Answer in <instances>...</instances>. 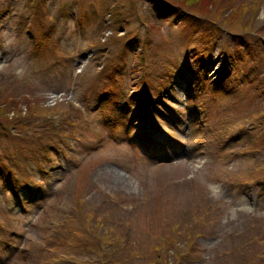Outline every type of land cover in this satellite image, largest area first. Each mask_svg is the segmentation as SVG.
Here are the masks:
<instances>
[{"label": "rangeland", "instance_id": "1", "mask_svg": "<svg viewBox=\"0 0 264 264\" xmlns=\"http://www.w3.org/2000/svg\"><path fill=\"white\" fill-rule=\"evenodd\" d=\"M229 2L0 0V264H264V0Z\"/></svg>", "mask_w": 264, "mask_h": 264}, {"label": "trees", "instance_id": "2", "mask_svg": "<svg viewBox=\"0 0 264 264\" xmlns=\"http://www.w3.org/2000/svg\"><path fill=\"white\" fill-rule=\"evenodd\" d=\"M229 1L232 2V0H229ZM230 2H229V3H230ZM177 10H178V13H179V14L182 13V11H183L182 8H180V7H179V9L177 8ZM236 11H237V9L234 10L235 13H236ZM194 14H195V13H194ZM220 26H221V25H220ZM218 28H219V29H225V30L230 31L229 29L225 28L224 26H221V27L218 26ZM87 232H88V234H90V236L88 237V239H90V237L93 236V238H94L95 240L93 241V243H90V242H88V239L86 240V238H85V239H84V240H85V241H84V245H86L87 248H89V249H91V250H93V251H94V249H95V250L99 249V246H100V245H99V242L97 243V241H96V240H97V237H96L97 235L95 234V231H93V233H90V231H88V229H87ZM81 238H83V237H81ZM164 245H166V244H164ZM163 247H164V246H163ZM160 250L162 251V249L159 248V252H161Z\"/></svg>", "mask_w": 264, "mask_h": 264}]
</instances>
